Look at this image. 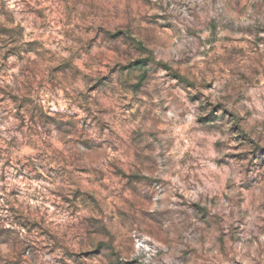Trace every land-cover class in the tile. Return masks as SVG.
Returning a JSON list of instances; mask_svg holds the SVG:
<instances>
[{"label":"rangeland","instance_id":"obj_1","mask_svg":"<svg viewBox=\"0 0 264 264\" xmlns=\"http://www.w3.org/2000/svg\"><path fill=\"white\" fill-rule=\"evenodd\" d=\"M0 264H264V0H0Z\"/></svg>","mask_w":264,"mask_h":264},{"label":"trees","instance_id":"obj_2","mask_svg":"<svg viewBox=\"0 0 264 264\" xmlns=\"http://www.w3.org/2000/svg\"><path fill=\"white\" fill-rule=\"evenodd\" d=\"M143 62H144V61H136V62H135V65H138V64L140 65V64H142Z\"/></svg>","mask_w":264,"mask_h":264}]
</instances>
